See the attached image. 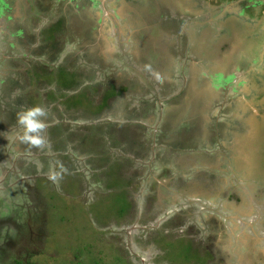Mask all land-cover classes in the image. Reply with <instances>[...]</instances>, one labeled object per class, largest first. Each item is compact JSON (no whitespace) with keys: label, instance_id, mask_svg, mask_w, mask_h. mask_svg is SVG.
Wrapping results in <instances>:
<instances>
[{"label":"crops","instance_id":"crops-1","mask_svg":"<svg viewBox=\"0 0 264 264\" xmlns=\"http://www.w3.org/2000/svg\"><path fill=\"white\" fill-rule=\"evenodd\" d=\"M108 2L110 4L119 2L118 8L112 11V14L125 15L132 21L130 28L126 24L118 25V27L108 26L106 22L111 15L109 16V12L102 10L103 7L97 0H29L31 4L29 10L21 3V0H0V14L2 15L0 16V31L2 30L0 41L4 44V49H0V57L3 58V62H0L1 96L6 103V105L0 106V109L7 111L9 107L13 106L15 110L12 115L16 116L21 110L32 107L26 104V99L37 94L36 86L39 82V73L34 70L33 65L39 66L38 63L44 61L43 58L55 55L50 58L49 62L44 61L48 64L46 85L47 90L52 92V99L46 97L44 102L42 101V107L48 113L45 121V140L46 144L54 151L57 150V145L54 142L60 139L56 133L60 130L59 125H62L63 128L71 127L75 130L73 139H77L81 143L82 149H77L78 152L82 150L89 163L92 161L105 164L107 157L111 154L109 150L114 153L121 149L128 153L126 147L129 144L122 141L120 131L122 133L137 131L136 144L141 146L142 152H144L143 155L138 156L137 160L141 165L144 162L147 163L142 165H147L144 168L145 172L148 173L150 170L154 174L160 173L156 171L161 169L160 164H164L163 159H166L167 155L164 153V156H160L159 151L178 147L182 153L193 155L192 160L196 163L202 164L203 167H199V164L194 166L191 172L203 169L204 163H207L209 166L207 175L210 174L209 177L212 179L216 178L214 183L218 184L219 175L222 176L220 172L224 169L227 170L224 164L232 166L233 162L230 159L234 156L237 157V148L240 146L241 151L244 150V146L241 147V143H239V138L245 139L246 135H241L238 131L241 129H244V132L258 130L254 122L256 119H253L252 114L248 113L249 108L255 107V105L252 103L249 106L246 98L237 102L247 115L246 124H251L253 129L247 130L245 125L238 128L228 121L224 122V119L221 124L222 117L225 116L223 109H231L229 98L231 94H228V90L225 95L222 94L211 75L200 76V64L203 66L205 60H210L217 67V70L213 69L212 75L219 74L222 78H227L232 74H240L242 78L258 76V72L260 75L258 69L242 72L241 68L247 66L246 64L249 62H237L238 59L250 58L248 49L243 43L246 37L243 33L235 30L236 33H233L232 29L229 34L226 30L221 31L224 28L222 25L213 26L211 24L191 30L190 34L188 32L186 44L187 49L192 47L191 53L194 62L188 63V75L186 74L183 82L184 86L181 83L184 92L174 93L175 108L169 111L166 104L161 103L165 101L169 91H167V87L171 88L177 79L168 72L172 63L177 61L174 34L179 32L180 21L198 17L201 9L192 0H104L103 6L107 7ZM56 6L57 11L54 12ZM149 15H153V18L149 19ZM1 17L6 18L8 24ZM43 19L45 24L48 22L50 30H46L47 34L44 40H41L42 34L44 35L45 32L38 23H42ZM26 21L33 25L36 24L35 28L40 27V29L31 32V27L24 25ZM19 33L20 36H18ZM56 35H61L63 41L60 44L55 41ZM22 41L23 45L19 46L18 43ZM124 43L129 45L133 43V45L130 47L131 49L122 48L126 53L127 51L129 53L125 57L127 62L123 60L126 63L122 67L119 64V58L122 55L118 50L121 49L120 44ZM14 45L23 49L15 50ZM43 45L47 47L42 50V52H48L46 55L40 54L37 48ZM130 50L132 51L130 52ZM221 50L223 53L220 52ZM18 59L21 61L25 59L28 66L33 68L31 73L35 77V79L33 78L35 86L28 77H23L18 72V66L13 63ZM197 61L202 62L197 63ZM60 68L64 69L62 74H60ZM48 74L62 75V77L50 80ZM108 77H111L112 80L103 82ZM144 81L147 86L142 83ZM88 87L99 89L102 93L101 99L96 102L91 100L87 93ZM72 95L73 99L70 97ZM225 96L226 103L229 102V104L222 102L223 99L225 100ZM8 100H14V102H8ZM147 104L151 105L150 110L144 113V118L137 119L142 108ZM161 106H164L163 111ZM161 113H163V117ZM154 115L158 117L153 118ZM168 115L172 117V122L169 124ZM98 118L102 122H107L108 127L101 126L105 130L101 128L100 131L99 125L96 123ZM151 118L154 124L150 122ZM2 122L10 123L5 119ZM91 122H95L97 125L92 128ZM142 136L143 140H146L145 144L139 138ZM216 136H218L217 140ZM90 138L96 141V147L90 146ZM225 138L230 139V143ZM74 141L76 140H72L73 143H75ZM67 145L72 146V144ZM101 145L108 147L106 154L99 150ZM233 147L236 150L231 157L230 151ZM19 149L25 156L30 154V151H28L29 154L23 151V146H20ZM67 152H69L68 149ZM49 155L52 156L50 157L51 161H47V167L50 168V162L56 164V160L53 153ZM221 156L225 157L226 161L222 162ZM38 157L44 161L43 156ZM158 158H161L160 162L157 161ZM184 160L182 158L178 161L182 165ZM243 161L244 159L241 162L243 163ZM213 162L214 168H211L210 164ZM91 165L96 168V164ZM102 166L104 167V165ZM168 167L171 169L170 166ZM187 169L185 167V170ZM174 170L185 180L193 176L189 177L184 175L183 171ZM35 174L36 172L29 170L23 176L25 179L22 181L26 178L29 180L32 175L33 178L29 180L28 188L35 186L39 193L35 199L38 200L43 193L39 190L38 185V179L41 177L35 178ZM148 176L152 177L149 174ZM20 193L18 190L15 192V200L11 202L10 207L2 206V209L11 213L12 216L18 212H26L27 215V208H23L20 203L21 197H24L20 196ZM15 203L16 205H14ZM249 212L251 214L252 210ZM27 218L30 220V217ZM259 238L261 240L257 242L256 240ZM256 240V243L253 241L255 248L251 247L253 251H249L251 249L249 246L242 248V261L238 260L237 262L264 264V237H258Z\"/></svg>","mask_w":264,"mask_h":264},{"label":"rangeland","instance_id":"rangeland-1","mask_svg":"<svg viewBox=\"0 0 264 264\" xmlns=\"http://www.w3.org/2000/svg\"><path fill=\"white\" fill-rule=\"evenodd\" d=\"M100 2L103 3L104 0ZM21 3L28 10L31 8L29 0H21ZM56 11L57 6L54 12ZM0 16L2 15L0 14ZM120 16L118 17L119 21L126 17L123 14H120ZM149 16V19L153 18V15ZM1 19L8 24L6 18L1 17ZM24 25H29L31 32L40 29V27L35 28L36 24L33 25L27 21ZM113 32L115 34V30ZM185 32L179 31L181 33L179 36H177V33L174 34L175 44L178 49L177 61L184 63L187 61L186 55H192V47L187 49L186 37L188 34ZM33 34L36 36L35 33ZM46 34L47 31H45L44 35L42 34L43 38L41 40H44ZM18 36H20V33ZM61 41L63 40L61 39ZM124 42L126 41L124 40ZM23 43V41L19 42L18 45L22 46ZM19 46L14 45V49L22 50L23 48ZM37 48L40 54L44 53L46 55L48 53L42 52L43 48H47L45 45ZM0 49H4V44L1 41ZM258 49L257 51H253L258 52ZM220 52L223 53L222 50ZM154 53L157 54L158 52ZM54 56H47L45 60L49 62L50 58ZM256 56L258 57L257 54ZM188 57L189 62H194ZM22 60H14L13 63L18 66V72L23 77H28L34 85L35 77L31 73L33 72V68L28 66L25 59ZM0 62H3L2 57H0ZM204 62L205 69L210 71V73H214L213 69L217 70V67L210 60H205ZM251 63L253 64V62ZM38 65H33L34 70L39 73V82L36 86L38 92L37 94H34L35 92L32 93L34 95L26 99L28 106H43L42 101L44 102L46 97L52 99V92L47 90L46 85V72L49 71L47 68L48 64L46 62H39ZM61 77L62 75L48 74L50 80ZM217 77L219 80L215 81V83L220 88L219 90H221L222 94L225 95L227 93V85H230L229 91L231 94V109H223L225 116L222 117L221 124H223L224 119V122L228 121L233 126L241 128L245 125L246 121L241 118L243 110L237 102L241 101L242 93H248L246 88H242L245 85L243 83L235 85L236 76L235 78L231 76L222 78V76L216 74ZM101 79L104 80L105 78ZM110 79L112 80L111 77H108L103 82ZM180 81H175L176 86H182L179 83ZM142 83L147 86L145 81ZM1 87L2 85L0 84ZM169 87H167V91L171 89ZM87 89L91 100L93 99L96 102L101 99L102 93L99 89L91 87ZM235 95L238 96L237 99ZM9 101L14 102V100ZM222 102L226 103V98ZM1 103H3V100L0 96ZM152 105L154 107V104ZM150 107L151 105L149 106L148 104L143 107L141 110L142 114L140 113L137 119L144 118V113L148 112ZM167 119L168 124L172 122L171 116L168 115ZM238 132L241 133L242 131L239 130ZM256 134L259 143H261L264 135L261 137L258 132ZM139 138L143 140V136ZM217 138L218 136H216V140ZM225 139L229 140L230 143V139ZM9 140L12 139L8 138ZM144 141L146 140H143L145 144ZM255 142L249 147H244L242 151L239 146L237 148V157H232L236 150L233 147L230 151L232 157L230 160L233 162V165L224 164L228 172H225V176L221 180L222 183L220 184L219 182L216 185L214 184V179L216 178L212 179V177H209L210 174L209 176L207 175L209 167L207 163H204L203 169L191 172L193 167L199 164L192 160L193 155L182 153L178 147L169 148L162 152L159 151L160 156H164L163 154L166 153L167 157L163 159L164 164H160L161 169L156 171L160 173L154 174L150 170H148V173H144L146 176L148 174L151 175L154 181L151 189V198L146 199V201L143 197L144 193L140 191L142 186L140 187L136 182L139 175L136 172L134 174L124 172V176L119 177L114 168H107V170L92 174L89 180L85 179L84 175L77 173L75 170H68L70 176L66 174L57 176L56 172H54V174H49V178L46 176L40 178L38 179V185L43 195H39V211L36 212L35 216L33 215V222L28 220L26 226V212H18L15 216H12L11 213L0 208V264H227L228 255L232 258L236 255L234 261H242L243 250L239 245V239L234 234L235 231L241 232L245 228L250 232L257 224H259V227H264V224L256 219L259 217L264 218V191L253 192V187L257 186V184L259 185L256 188L264 190V161L261 163L262 159L259 158V162L257 161L256 163L257 169L253 171H251L253 168L252 163L246 166L248 161H245L244 164L241 162L244 157L246 160L250 159L252 155L250 150L257 147V143ZM7 143L12 145L10 142ZM262 156L264 159V154ZM133 158L135 157L133 156ZM182 158L185 159L182 162L183 166L178 161ZM39 159L43 160L40 157L35 159V162L37 171L39 174H42L44 166L38 165ZM27 160L29 159L27 158ZM221 160L222 162L226 161V158L221 156ZM135 162L139 163L137 159ZM90 163L96 164V168H102V165H104V163H94L92 161ZM201 166L202 164H199V167ZM152 167L154 168L155 166ZM185 167L188 169L185 170ZM210 167L214 168V162L210 164ZM172 168L180 172L183 171L182 173L186 176L190 177L194 175V177L184 181V178L178 175L176 170ZM103 169H106V167ZM224 170L226 171V169ZM220 174L223 175L222 172ZM98 177L106 181L99 180L100 178L98 179ZM92 180H95V182L100 181V187L97 186V189H102V192L98 193L99 196L98 198L95 197V200L93 198L94 191L92 190L94 186L93 184L92 186L87 184L88 181ZM238 181L245 182L239 184ZM143 184L147 185L145 182ZM250 184L252 187L249 186ZM249 188V197L247 195V202L249 204L246 207L250 208L252 213L250 215L246 214L247 216H244L245 220L240 217L244 215L242 212V214L234 217L236 209H240L241 211L242 208H246L238 202L240 198L237 201L235 197L238 198V195H242L244 189ZM171 190L175 194H172ZM156 191L162 198V204L158 207V209L162 208V212L157 217H155V212L153 211L156 203H158V196L153 193ZM235 191L238 195H233L236 194ZM168 192L171 197H164ZM177 194L180 195L179 198ZM230 196H232V199H229ZM135 199L139 205H136L134 213L131 214L129 212L132 206L134 207L135 205ZM173 199H179L180 204H183V208L181 209L178 205L173 204ZM217 201H219V207L222 206L228 209L227 220L230 222L228 227L231 229L228 237L226 234L229 231L225 227L226 224L224 225L222 221L214 218L203 217V214L206 212L216 211ZM191 203L199 207L197 214H201V218L193 216ZM186 206L188 207L186 208ZM123 210L126 212H122ZM139 214L141 217H138ZM126 217L130 218V225L125 224L124 220ZM146 217L154 218L152 224H158L155 237L149 241L150 236L148 235L147 237L143 233V227L140 225V222L145 223L147 221ZM132 229H134L135 234H131ZM27 242L28 245H26ZM159 252L164 254L161 255Z\"/></svg>","mask_w":264,"mask_h":264},{"label":"flooded vegetation","instance_id":"flooded-vegetation-1","mask_svg":"<svg viewBox=\"0 0 264 264\" xmlns=\"http://www.w3.org/2000/svg\"><path fill=\"white\" fill-rule=\"evenodd\" d=\"M100 2V0H97ZM204 1V2H203ZM192 0V2H195L199 8L201 9V11L206 12L207 16L213 21L212 25L213 26H217V25H222L224 28L221 31L226 30L227 33H231V29L233 31V33H236L235 31L239 32V33H243L244 36L246 37L245 42H243L247 49H248V55H250L249 57H254V58H247V59H238L237 62H249L246 65L247 66H243L241 68V71H253V70H260V75L258 72V76H249L247 78H239V83H243L245 86L242 88H246L249 89L250 91L248 93H242L240 92L241 90H237L243 94V96L241 97V100L246 98L247 101L249 102L248 105L250 106L252 103L255 105V107H251L248 110V113H251L252 118L256 119L254 120L255 124L257 125L258 130L257 131H251V132H244V129H241V135H246L245 139H240L239 138V143H241V147H249L250 145L254 144V141H256L255 143H257V147L255 149L250 150V152H252V155L250 157V163H257V161L259 162V158L262 159L261 163H263L264 159H263V152H264V138L261 140L262 142L259 143L258 138H257V134L256 132H258L259 136L263 137L264 135V55H262L261 49L263 51L264 54V0ZM102 2H100V6H102ZM108 6V5H107ZM103 16H105V14L102 11ZM188 19V18H187ZM42 23H38L39 26L42 25L43 26V32H45L46 30L49 31L50 30V26L47 22V24H45L46 22L41 21ZM106 24L108 26L112 27L111 21L108 20L106 22ZM181 26V24H180ZM179 26V28H180ZM235 30V31H234ZM191 30L186 31L188 34H190ZM0 33H2V30L0 31ZM188 36V35H187ZM55 37H57V39L55 40L57 43H61V35H56ZM230 37V36H229ZM232 37V36H231ZM60 40H59V39ZM240 40V39H239ZM230 44V43H229ZM226 48H229L227 46H225ZM262 47V48H261ZM259 48V49H258ZM258 52H254L253 50ZM192 51V49H191ZM256 54L258 55V57L256 56ZM190 56V57H188ZM187 57L190 60H193V56L192 55H186V62H189ZM256 57V58H255ZM43 60L45 61V58H43ZM115 60V59H114ZM42 61V62H44ZM41 62V61H39ZM127 62V61H126ZM191 62V61H190ZM253 62V64L251 63ZM246 67H248L247 69H245ZM64 72L63 68H60V74H62ZM236 75L232 74L231 77L235 78ZM215 81H218L219 78L216 76H213ZM238 77V76H237ZM236 77V78H237ZM1 78H0V84H1ZM231 83V82H230ZM235 84V82H234ZM250 86V87H248ZM230 85H227V90H228V94H230ZM2 91V87L0 88V92ZM69 91V90H68ZM238 94V93H237ZM236 94V95H237ZM2 95V93H1ZM0 95V96H1ZM236 99L238 96H236ZM246 97H245V96ZM71 99L74 98V96H70ZM231 97V95H230ZM229 97V98H230ZM234 97V98H235ZM69 98V97H68ZM226 98V96H225ZM2 99V96H1ZM3 100V99H2ZM229 100V99H228ZM231 101V100H230ZM235 99L233 100L234 103ZM6 105L5 101L3 100V103L0 104V106L2 105ZM226 104H229L226 103ZM167 106V105H166ZM256 111H255V110ZM15 108L13 106L9 107L7 111H3L0 109V121H3L5 119V121L10 122L9 124L6 123L4 124V122H1V126H0V207H10L11 206V202H14L15 197L14 194L15 192L18 190L20 191V196H24L21 197V206L23 208H27V217H30V221L33 222V215L35 216L37 213L38 208H39V202L37 199H35V197H38V191L36 190L35 186L33 185L32 188H28L29 186V180L31 178H29V180H24L26 175V172H28L29 170L32 172H36V174L34 175V177H48L49 178V174H54V172H56V175L59 176L61 174H66L68 176H70V174L68 173L71 170H75L77 173L84 175L85 179H89L91 178V175L96 173V172H101L103 170H107V168H111V169H115L116 174L119 177H123V173L127 172V173H139L138 178L136 179V182L139 184V186L141 187V192L144 193V200L146 201V199H150L152 192V186H153V179L150 176H146L145 171L146 169V163L144 166H142L140 163L135 162L136 159H139V155H143L144 152H142V147L138 146L137 143V131L134 133L133 131H129V132H121L120 137L122 138V141L124 143H127V145L129 144V146L126 147L127 151L130 153H126L124 148L122 151L121 149L116 152H112V150H109V152L111 153L109 157H107V161H105L104 167H106V169L102 168H95L94 166H92L87 157H85L83 151L81 150L80 152H78L77 149H82L81 148V143L77 140V139H73L75 137L74 132L75 130H73L71 127H64L62 125H59L60 130H58L56 133H58V136L60 137V139L56 140V142H54L57 147V150H53L52 147L48 146L46 144V140L45 143L42 146H33L31 144H24L22 142H20L18 139H12L8 141L9 138V133L15 131V126H16V118L15 115H12L14 112ZM8 113V114H7ZM258 114V115H257ZM17 116V115H16ZM97 117V115H96ZM242 119H244L246 121L247 119V115L243 112ZM98 122H96L100 128L102 130H105L104 127L101 126H106L108 127L107 122L103 121L101 119H97ZM92 128L97 125L95 122H91ZM103 123V125H101ZM245 128H247V130H250L252 128V125L249 124L247 125L245 122ZM253 129V128H252ZM46 131V130H45ZM98 131V130H97ZM44 137H45V133H44ZM104 138V137H103ZM125 140H124V139ZM249 138V139H246ZM72 140H76L74 141L75 143L72 142ZM90 141V146L91 147H96V141L92 138L89 139ZM7 142L12 143L8 144ZM121 142V141H120ZM122 143V142H121ZM67 144H72V146H69ZM123 144V143H122ZM67 145V146H66ZM23 146L24 149L23 151H25L26 153H28V151H30L29 155H26L20 151L19 147ZM108 147H105L104 145H101V148H99V150L102 151V153L106 154L108 149ZM67 149L69 152H67ZM107 150V151H106ZM53 153V156L56 160V164L51 163L50 168L47 167V161H51L52 156H50L49 154ZM82 153V154H81ZM17 154V156H16ZM137 155V158L135 157ZM38 156H43L44 157V161L39 159V163L38 165H42L44 166V170L42 171V174H39V172L37 171V166H36V162L35 159L40 158ZM133 156L136 158H133ZM27 158L29 160H27ZM135 159V160H134ZM245 162L246 158H243ZM157 161H161V158H158ZM34 164V165H33ZM78 165V167H77ZM257 166V164H255ZM116 167V168H115ZM255 167V166H253ZM257 169V168H255ZM69 170V171H68ZM228 171H226L227 173ZM22 176V177H21ZM55 176V175H53ZM223 176V175H222ZM225 176V175H224ZM223 176V177H224ZM40 179V178H39ZM185 181V179H183ZM93 180L92 181H88L87 184H89L92 187V190L94 191V200L96 198H98V193L102 192V189H97V186L94 185ZM147 183V185H144L143 183ZM220 182V181H219ZM218 182V183H219ZM217 183V182H216ZM216 183H214L216 185ZM239 184H241V181H238ZM143 184V185H142ZM249 184V183H248ZM259 184H257L258 186ZM249 186L252 187V185L250 184ZM257 186L253 187L254 190L253 192L256 193L257 191H264L261 188L258 189L256 188ZM256 188V189H255ZM170 190V189H169ZM158 191V190H157ZM153 192L157 197L158 203H156L155 208L153 209V211L155 212V217H157L158 214H161L162 212V208L158 209V207L162 204V198L158 195V192ZM245 191V192H243ZM242 191V195H238V193L235 191L236 194L233 195H238V198L235 197V199H239L238 202H240V204L244 205L245 207L248 206L247 201L244 200V197L247 195V193H250V188L249 189H244ZM248 191V192H246ZM172 194H175L174 191H170ZM25 194V195H24ZM166 196L164 197H171V195L168 193L165 194ZM14 197V199H13ZM96 197V198H95ZM174 198V196H172ZM177 197L179 198L180 195L177 194ZM25 198V199H24ZM103 198V197H102ZM229 199H232V196L229 197ZM179 202V203H178ZM230 202V201H228ZM178 203V204H177ZM219 203V201H218ZM218 203L216 202V206L217 209L216 211L213 212H206L203 214L204 218H214L218 221H222L224 223V225L226 224V228H228L227 230L229 231L226 235L227 237L229 236V233H231V229H229L228 225L230 224V222L227 220L228 218V209L225 207H222L218 205ZM173 204L178 205L181 209L183 208V204H180L179 199H173ZM16 205V203L14 204ZM136 205L138 206L139 204L137 203V200L135 199V205L134 207L132 206V209L129 213L133 214L134 213V209L136 207ZM192 205V210H193V216L196 218H199L201 214H197V211L199 209L198 206L194 205V204H190ZM3 206V207H2ZM188 206H186L187 208ZM138 208V207H137ZM137 210V209H136ZM184 210V209H183ZM206 211V210H204ZM240 209H236L235 210V216L237 217L238 214H244L242 216H240L243 220H245L246 218L244 216H247L246 214L250 215L251 209L249 208H242V210L240 211ZM248 211V212H247ZM242 212V213H241ZM128 215V213H127ZM138 217H141L140 214L138 215ZM147 218V221L145 223L140 222L139 224L142 225L143 227V233L148 237V235L150 236L149 240H153V238L155 237L156 233H157V226L158 224H152V222L154 221V218ZM201 218V217H200ZM129 219L130 218H125L124 222L125 224H129ZM257 220L261 221V223L264 224V218H256ZM29 218L26 219V226L28 223ZM241 222V220H239ZM130 225V224H129ZM263 227V226H262ZM259 227V224H257L256 227H253L252 230L249 232L248 229H243L241 232H237L235 231V236L239 239V245L241 246V248L245 247V246H249V249L251 247L255 248L253 245V241L256 240V238L258 237H264L262 233H264V227ZM226 230V232H227ZM251 233V234H250ZM131 234H135L134 229H132V233ZM261 239L259 238V240H256L257 242H259ZM255 241V243H256ZM26 245H28V242L26 243ZM249 251H253L252 248ZM160 254H162L161 252H159ZM250 256V255H249ZM236 257V255L234 256ZM234 257L232 258L231 256L228 255V261L227 264H241V262H237L238 260L234 261ZM216 264V263H215ZM247 264V263H245ZM250 264V263H249Z\"/></svg>","mask_w":264,"mask_h":264},{"label":"water","instance_id":"water-1","mask_svg":"<svg viewBox=\"0 0 264 264\" xmlns=\"http://www.w3.org/2000/svg\"><path fill=\"white\" fill-rule=\"evenodd\" d=\"M109 3V2H108ZM115 4H117V7H115ZM115 4H107L108 6V8L106 7V6H101V7H103L102 8V10H105V12H109L108 13V15L110 16V18H109V20L111 21V24L113 25V26H116V25H125L126 24V26L128 27V28H130L131 27V24H132V21L131 20H129V19H127L126 17L125 18H122V20L121 21H119V16H120V14L119 15H117V14H112V11H114L116 8H118V4H119V2H117V3H115ZM200 15L198 16V17H195V18H193V19H186V20H183L180 24H181V26H180V28L178 29V31H180V32H185V31H188V30H196V29H198V28H201V27H205L207 24H213L212 22V20H211V17L209 18L208 16H207V13L206 12H203V11H201L200 13H199ZM121 17V16H120ZM208 18V19H207ZM125 19V20H124ZM125 21V22H124ZM127 21H129V22H127ZM201 30V29H200ZM186 33V32H185ZM181 33H179V32H177V36H179ZM125 44V45H124ZM124 44H120V50H118V51H120L119 53H120V55H122V56H120V60H119V64L123 67L124 65H125V63L126 62H123V60L124 61H126V59H125V57H126V55H129V53H128V51H127V53L124 51V50H122V48H124V47H126V49L127 48H130L132 45H133V43H131L130 45L129 44H127V43H124ZM131 49V48H130ZM178 50V49H177ZM132 50H130V52H131ZM125 55V56H124ZM262 55H264L263 54V51H262ZM188 63L189 62H179V61H176V62H174V64L172 63V65L170 66V71H168L169 72V74H173L175 77L174 78H177L176 79V81L177 80H181L179 83H180V85H181V83H183L184 81H185V77H186V74L188 75V71H187V69H189V66H188ZM199 75L200 76H212L213 77V75H212V73H210V71H208L207 69H205V64L202 66V64H200V72H199ZM238 76V77H237ZM236 80L234 81L235 82V85H237L238 83H239V78L240 77H242L240 74H236ZM179 85V86H180ZM183 86H184V83H183ZM183 86H181V87H178V86H176V84H175V82L173 83V85L171 86V89L169 90V92L168 93H170V94H168L167 93V96L165 97V101L163 102V103H161V104H166L167 105V107H168V110L170 111V110H173L174 108H175V104H174V101H175V95H174V93L176 92H184L183 91ZM182 93H180V94H182ZM166 107V108H167ZM161 108H162V111L164 110V106H161ZM161 116L163 117V113H161ZM156 117H158V116H156V115H154L153 116V118H156ZM150 122H152V124H154L153 123V119L151 118L150 119ZM232 153V152H231ZM248 160H246V162H247ZM252 163V162H251ZM243 164H244V162H243ZM256 163H252V165L253 166H255V167H253L252 168V170L251 171H253V170H255V168H256V165H255ZM246 165H249V163H247ZM227 171V170H226ZM225 170H222V173H224L225 174V172H226ZM195 174V173H194ZM192 177H194V175L192 176ZM223 179V177L222 176H220L219 175V180L221 181ZM246 192H248V191H246ZM249 193H247V195H248ZM247 195L244 197V200L245 201H248L247 200ZM248 197H249V195H248ZM217 203H218V201H217ZM248 203V202H247ZM249 204V203H248Z\"/></svg>","mask_w":264,"mask_h":264},{"label":"clouds","instance_id":"clouds-1","mask_svg":"<svg viewBox=\"0 0 264 264\" xmlns=\"http://www.w3.org/2000/svg\"><path fill=\"white\" fill-rule=\"evenodd\" d=\"M47 115L46 109L38 105L21 110L16 116V130L9 133V138L18 139L24 144L42 146L45 143Z\"/></svg>","mask_w":264,"mask_h":264},{"label":"trees","instance_id":"trees-1","mask_svg":"<svg viewBox=\"0 0 264 264\" xmlns=\"http://www.w3.org/2000/svg\"><path fill=\"white\" fill-rule=\"evenodd\" d=\"M99 178H100V177H98V179H99ZM99 180H104V179H103V178H100ZM104 181H106V180H104ZM93 183H94L95 186L100 187V181H99V182H95V180H94ZM243 192H245V191H243ZM235 200H237V199H235ZM237 201H238V200H237ZM122 212H126V211L123 210ZM162 252H163V251H162ZM163 254H164V253H162L161 255H163Z\"/></svg>","mask_w":264,"mask_h":264}]
</instances>
